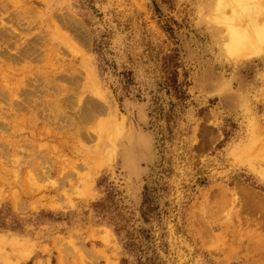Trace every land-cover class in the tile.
<instances>
[{
  "label": "rangeland",
  "instance_id": "374dc122",
  "mask_svg": "<svg viewBox=\"0 0 264 264\" xmlns=\"http://www.w3.org/2000/svg\"><path fill=\"white\" fill-rule=\"evenodd\" d=\"M0 264H264V0H0Z\"/></svg>",
  "mask_w": 264,
  "mask_h": 264
},
{
  "label": "bare ground",
  "instance_id": "6f19581e",
  "mask_svg": "<svg viewBox=\"0 0 264 264\" xmlns=\"http://www.w3.org/2000/svg\"><path fill=\"white\" fill-rule=\"evenodd\" d=\"M252 38H254V37H252ZM238 40H239V39H238ZM238 40H237V42H239ZM253 40H254V39H253ZM245 41H246V40H245ZM245 41L243 40V42H245ZM246 42H247V41H246ZM250 47H252V46H250ZM246 194H247V193H246Z\"/></svg>",
  "mask_w": 264,
  "mask_h": 264
}]
</instances>
